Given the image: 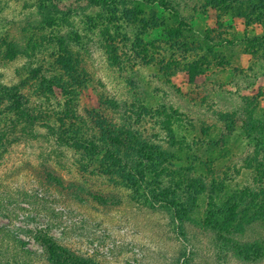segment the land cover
Segmentation results:
<instances>
[{
  "label": "rangeland",
  "instance_id": "obj_1",
  "mask_svg": "<svg viewBox=\"0 0 264 264\" xmlns=\"http://www.w3.org/2000/svg\"><path fill=\"white\" fill-rule=\"evenodd\" d=\"M51 1L62 4V10L54 18L55 29H42L46 18L33 13L43 12L40 4ZM169 1L164 8L135 0L136 10L144 11L136 25L143 32L138 49L119 37L129 24L118 21L121 30L116 31L115 46L121 64L114 74L108 71L112 67L101 42L105 14L84 13L76 0H0V81L13 84L25 78L28 84L22 91L39 120L32 127L12 111L0 114V264H53L52 260L57 264H264V220L236 237L232 248H224L212 230L198 225L209 203L220 204L223 197L201 194L189 220L182 222L171 206L153 203L150 194L136 193L130 184L104 174L103 154L84 158L57 144L42 124L63 94L56 90L53 98L49 91L45 98L52 102L48 103L35 89L40 78L34 73L38 65L46 66L44 59L59 54L58 45L49 46L55 33L69 41L78 32V43L66 45L87 61L90 80L81 96L84 104L96 107L97 87L111 80L113 94L124 101H134L138 95L145 106L140 110L143 121L137 125L142 145L143 140L151 141L157 150L162 148L154 153L167 152L180 159L188 158L182 147L191 154L214 149L212 165L225 168L230 187L264 189V171H258L254 161L264 160V146L239 135L244 129L240 119L238 135L225 138L218 147L211 143L215 134L206 129L216 114H234L247 100L263 117L264 41L255 39L263 26L249 25L230 9L207 5V0ZM155 19L160 23L152 26ZM145 22L147 29L142 27ZM172 28L182 30L177 43L166 34ZM32 38L42 47H28ZM194 61L201 65L195 71L189 67ZM193 74L197 77L190 81ZM131 76L137 87L126 84L124 78ZM164 106L166 113L158 114ZM170 130L177 142L171 147Z\"/></svg>",
  "mask_w": 264,
  "mask_h": 264
},
{
  "label": "trees",
  "instance_id": "obj_2",
  "mask_svg": "<svg viewBox=\"0 0 264 264\" xmlns=\"http://www.w3.org/2000/svg\"><path fill=\"white\" fill-rule=\"evenodd\" d=\"M76 1L77 6L84 13L98 17L100 14L106 15L105 26L101 31L103 36L101 42L109 55V66L112 67L111 70L108 68L107 70L115 74L114 68H117V64H121V58L115 46L118 39L116 31L121 30L118 21L124 19L129 24L126 27L127 32L121 33L119 37L121 39L126 37L134 48L138 49L140 47L139 35L143 32L136 29V25L138 21H141L139 15L144 11L136 10L135 0ZM140 1L149 4L157 3L164 8H168L170 3L169 0ZM208 3L213 7L230 9L233 16L243 17L249 25L258 22L264 28V0H207V5ZM61 5L56 1H51L47 6L44 3L40 4L43 12L33 13V16L46 18V22L42 23L45 24L42 29H51L52 27L55 29L54 18L60 16ZM51 7L56 10L52 12ZM73 9L70 7V11ZM97 10L100 11L97 12ZM51 13L55 17L50 16ZM37 22L41 23V20L39 19ZM159 23V20L155 19L152 26ZM142 27L147 29V22ZM128 33H135V37H127ZM166 34L169 39H175L176 43L177 40L183 38L182 30L178 28H172ZM52 37L49 46L58 45L60 47L59 54L56 58V54H51L48 59H44L47 67H44V64L38 65L34 75H36L35 78H40V85L35 89L41 97L45 98V95H48L50 91L53 98H56V90H60L63 94V100L57 99L56 105H53V114L46 115L47 122L42 123L46 132L55 138L57 144L72 148L76 154L89 158V160L103 154L102 171L106 169L104 174L117 177L124 183L130 184L136 193L150 194L149 197L153 203L161 201L162 204L171 206L177 215L176 218L182 222L189 220V213L191 214L194 210L195 202L201 194L208 193L210 196L223 197L220 204L218 202L209 203V208L198 225H204L203 227L212 230L224 248L229 246L232 248L236 237L246 233L252 224L264 220V189L230 187L227 183L231 179L226 178L225 168L215 169L212 165L214 149L207 150L202 154H191L186 147H182L181 151L188 154V158L180 159L169 153L168 156L167 152L154 153L162 148L157 150L155 146L149 144L151 141L143 140L142 145L139 142V138L142 136L137 125L143 121L140 110L145 109V106L141 104L138 95L134 96V101L131 99L124 101L116 93H112L113 84L110 80V83L101 82L97 87L98 105L96 107L91 108L86 105L87 101L84 104L83 98L81 101V96L88 90L90 80L85 67L87 61L66 45V42L78 43L79 33H75V40L69 38V41L66 40L65 35L58 34L57 36L55 33ZM209 38L206 36L207 40H210ZM255 39L261 40L263 43L264 31ZM27 41L28 47L34 50L42 47L41 44H38L40 41L34 42V38ZM27 41L24 40L23 43L27 44ZM2 43H5V40ZM28 54L26 53V55ZM189 67L195 71L201 65L194 61ZM118 69L120 70V68ZM17 73L20 75L19 70ZM40 75L44 77H40ZM196 75L193 74L190 81H194ZM124 79L127 85L131 84L132 87L139 85L133 76ZM27 84V80L22 77L20 81L13 84L0 81V114L12 111L11 113L19 119L35 127L39 121L38 111L30 104V99L22 91ZM45 99L48 103L52 102ZM253 104V101L247 100L246 104L238 105L235 108L234 114L231 112V114L218 113L215 115L214 122L206 126L209 133L215 134L210 136L214 147H218L225 138L228 141L232 136L238 135L235 133L239 131L236 126L238 119L244 125L243 133L239 135L264 146V115L263 117L258 115L261 113L256 110V105L254 108ZM169 109L178 112L173 106H170ZM166 110L167 107L164 106L162 109H157L156 112L162 114V112L166 113ZM55 114L60 117H56ZM138 115L139 117H137ZM165 116L169 117L166 114ZM55 117L56 120L52 121ZM170 139L169 146L171 147L173 143H177L176 135L171 130ZM257 153L260 154L259 151ZM173 159L182 162V165L177 166ZM155 160H161V162L156 164ZM254 161L258 162L256 165L258 171L263 173L264 160L258 158ZM49 249L53 250L52 247ZM50 259L52 260V255H50ZM52 262L53 264L58 263L55 260Z\"/></svg>",
  "mask_w": 264,
  "mask_h": 264
}]
</instances>
